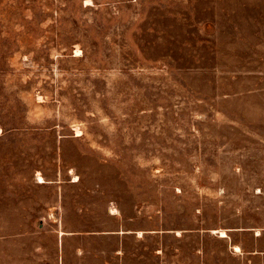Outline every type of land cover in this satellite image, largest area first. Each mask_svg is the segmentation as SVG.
Masks as SVG:
<instances>
[{
	"label": "rangeland",
	"instance_id": "obj_1",
	"mask_svg": "<svg viewBox=\"0 0 264 264\" xmlns=\"http://www.w3.org/2000/svg\"><path fill=\"white\" fill-rule=\"evenodd\" d=\"M0 264H264V0H0Z\"/></svg>",
	"mask_w": 264,
	"mask_h": 264
},
{
	"label": "bare ground",
	"instance_id": "obj_2",
	"mask_svg": "<svg viewBox=\"0 0 264 264\" xmlns=\"http://www.w3.org/2000/svg\"><path fill=\"white\" fill-rule=\"evenodd\" d=\"M78 132V131H77Z\"/></svg>",
	"mask_w": 264,
	"mask_h": 264
}]
</instances>
